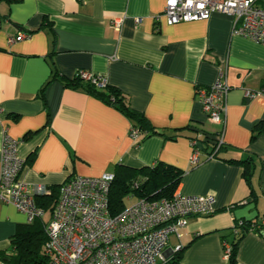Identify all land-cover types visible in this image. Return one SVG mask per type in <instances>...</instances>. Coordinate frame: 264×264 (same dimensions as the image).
<instances>
[{"label": "crops", "instance_id": "obj_1", "mask_svg": "<svg viewBox=\"0 0 264 264\" xmlns=\"http://www.w3.org/2000/svg\"><path fill=\"white\" fill-rule=\"evenodd\" d=\"M163 9L164 0L0 2V150L5 132L18 142L20 179L31 193L44 187L39 199L74 177L174 166L182 172L175 193L212 195L215 212L190 217L170 237L166 260L180 245L181 264H229L225 247L237 223L254 225L264 215V131L252 138L264 124V46L232 35L227 16L168 25ZM81 70L119 91L157 133L135 142L124 113L67 87ZM222 71L230 87L224 148L207 159L220 127L202 112L195 90ZM197 133L209 139L192 167L189 138ZM241 161L249 163L247 177ZM26 225L24 214L0 203V253ZM234 264H264V238L248 232Z\"/></svg>", "mask_w": 264, "mask_h": 264}, {"label": "built area", "instance_id": "obj_2", "mask_svg": "<svg viewBox=\"0 0 264 264\" xmlns=\"http://www.w3.org/2000/svg\"><path fill=\"white\" fill-rule=\"evenodd\" d=\"M260 0H164L161 17L168 25L207 20L214 14L231 19L232 35L240 36L264 46V5ZM122 20L115 19L116 29ZM18 34L17 39L25 38ZM74 78L98 89L106 81L88 71H78ZM230 87L225 71L219 73L210 87H198L195 98L208 120L220 127L212 146L213 155L224 146L226 99ZM247 98L256 94L246 91ZM145 134L131 127L130 137L139 142ZM204 133H197L191 140L192 153L189 164L199 165L201 150L198 145L208 142ZM18 142L6 132L2 135L0 159V203L13 206L26 217L27 224L44 216L36 205L37 195L46 193L44 187L28 191L20 179L23 160L18 156ZM208 156L207 159H214ZM114 174L99 177H74L59 187L58 199L52 216L44 227L46 243L44 253L48 264H163L169 239L179 228L188 224L192 216L205 217L215 212L212 195H181L174 193L172 199L149 201L135 198V202L112 216L109 211V191ZM134 186L136 184L134 183ZM128 197H133L132 195ZM244 221H239L236 228ZM249 232L264 238V215ZM182 250L178 245L174 252ZM231 248L225 247L230 256ZM0 264H6L0 261Z\"/></svg>", "mask_w": 264, "mask_h": 264}, {"label": "trees", "instance_id": "obj_3", "mask_svg": "<svg viewBox=\"0 0 264 264\" xmlns=\"http://www.w3.org/2000/svg\"><path fill=\"white\" fill-rule=\"evenodd\" d=\"M4 3H12V0H0ZM67 87L74 90H83L86 93L97 97L106 104L113 106L124 113L131 121L132 127L139 132L145 134L143 138L148 135L156 134L157 132L150 126L144 116L129 109L124 103L123 95L116 89L105 86L103 89H98L95 86L83 82L77 78L69 81H64ZM264 131L263 125H256L254 128L255 138L258 134ZM190 140H195L196 136H191ZM203 144V140H198ZM208 147L206 156H212L214 147ZM224 148L222 146L214 155L217 158L218 153ZM206 157V158H207ZM244 165V176H248V161H241ZM182 172L171 165L161 162L154 166L143 167L140 169H132L126 167H119L114 174V180L109 191V211L112 216L120 213L126 206L124 200L126 197L132 195L135 198H142L149 201H158L161 199H172L180 181ZM134 183L136 186H134ZM59 187L52 189L47 196L42 198L36 197V205L43 209L44 215L49 214L47 220L42 218L36 219L32 224L21 227L16 234L10 238V247L8 251L0 253V261L6 264H48V257L44 253V245L46 243V235L44 227L50 220L53 209L58 199ZM251 224L244 222L241 226L235 228L234 241L231 244V253L229 256V264H234L236 251L241 239L249 232ZM183 256V248L181 251L175 252L163 264H181Z\"/></svg>", "mask_w": 264, "mask_h": 264}, {"label": "rangeland", "instance_id": "obj_4", "mask_svg": "<svg viewBox=\"0 0 264 264\" xmlns=\"http://www.w3.org/2000/svg\"><path fill=\"white\" fill-rule=\"evenodd\" d=\"M135 202V197H126L125 200H124V204L126 207L130 206L131 204H133ZM49 217V214L46 213L44 215V220H47Z\"/></svg>", "mask_w": 264, "mask_h": 264}, {"label": "water", "instance_id": "obj_5", "mask_svg": "<svg viewBox=\"0 0 264 264\" xmlns=\"http://www.w3.org/2000/svg\"><path fill=\"white\" fill-rule=\"evenodd\" d=\"M198 148L200 149L201 148V145H198Z\"/></svg>", "mask_w": 264, "mask_h": 264}]
</instances>
